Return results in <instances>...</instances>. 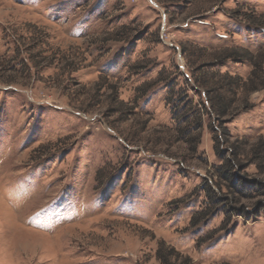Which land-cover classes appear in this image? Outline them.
Returning <instances> with one entry per match:
<instances>
[{
    "label": "rangeland",
    "instance_id": "374dc122",
    "mask_svg": "<svg viewBox=\"0 0 264 264\" xmlns=\"http://www.w3.org/2000/svg\"><path fill=\"white\" fill-rule=\"evenodd\" d=\"M263 59L264 0H0V264H264Z\"/></svg>",
    "mask_w": 264,
    "mask_h": 264
},
{
    "label": "trees",
    "instance_id": "16d2710c",
    "mask_svg": "<svg viewBox=\"0 0 264 264\" xmlns=\"http://www.w3.org/2000/svg\"><path fill=\"white\" fill-rule=\"evenodd\" d=\"M258 27V26H257ZM224 56V55H223ZM231 57H229V56H224V60L225 59H230ZM263 61H264V59H263ZM252 63V71H251V74H250V77L249 78H251V80H249V82H251L252 81V79H256L257 78V68H258V63H256V62H251ZM255 65V66H254ZM253 77V78H252ZM263 82V81H262ZM261 82V83H262ZM232 85H235L234 83H232ZM241 85V84H240ZM243 85V84H242ZM259 87V86H258ZM240 88H242V87H240ZM260 89V88H259ZM254 90H257V87L256 88H254L253 90H251V91H254ZM235 94L233 95V98H232V102H235L236 100H235V97H236V92H234ZM171 253H173V252H171ZM171 255L172 254H167V255H165V254H159V256H158V258H159V260H160V262H161V264H173L172 262H170V259H171Z\"/></svg>",
    "mask_w": 264,
    "mask_h": 264
}]
</instances>
